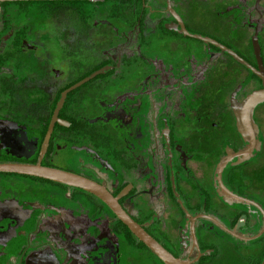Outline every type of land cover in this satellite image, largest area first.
Returning a JSON list of instances; mask_svg holds the SVG:
<instances>
[{
  "label": "flooded vegetation",
  "instance_id": "obj_1",
  "mask_svg": "<svg viewBox=\"0 0 264 264\" xmlns=\"http://www.w3.org/2000/svg\"><path fill=\"white\" fill-rule=\"evenodd\" d=\"M27 2L0 8V162L95 181L181 261L264 264V101L247 158L234 108L264 88V0ZM0 264L166 263L96 194L0 171Z\"/></svg>",
  "mask_w": 264,
  "mask_h": 264
},
{
  "label": "water",
  "instance_id": "obj_2",
  "mask_svg": "<svg viewBox=\"0 0 264 264\" xmlns=\"http://www.w3.org/2000/svg\"><path fill=\"white\" fill-rule=\"evenodd\" d=\"M254 40H255V46L258 49L259 44L257 41V36H255ZM100 71H102V69L92 72L88 76L84 77L80 82H84L85 80L89 79L90 77L94 76L97 72ZM64 97H65V93L62 94L61 99L57 103V107L61 105V102ZM262 101H264V88L252 92L240 104L234 103V108L237 114L239 128L246 137V139L250 141L247 148L237 153L238 155H241L242 158L249 157L250 153L255 147L256 127L253 125L252 110L258 103ZM52 124H53V119L51 120L49 129H51ZM231 157L232 156L229 155L226 158H224L219 163L217 169V172L219 173L218 179L223 189L222 194L224 193L226 197L231 196L232 199L234 200L244 199L230 192L221 181L222 170L226 165V163L228 162V160L231 159ZM0 171L35 175L43 178H48L53 181L69 184L72 186H77L89 192H92L97 196H99L101 199H103L107 204H109V206L113 209V211L117 214V216L125 224H127V226L131 229V231L139 239L144 241L166 264H189L188 262L181 261L178 258L174 257L172 254H170L163 246H161L156 240H154L142 227H140L122 210V208L117 203L115 198H113V196L105 189V187L99 185L98 183H96L91 179H88L77 173H73L70 171L57 169L53 167H48L45 165H41L39 163L28 164V163H19V162H0ZM232 232L236 235L235 231ZM237 236L244 239L252 238V237L241 236L238 234Z\"/></svg>",
  "mask_w": 264,
  "mask_h": 264
},
{
  "label": "rangeland",
  "instance_id": "obj_3",
  "mask_svg": "<svg viewBox=\"0 0 264 264\" xmlns=\"http://www.w3.org/2000/svg\"><path fill=\"white\" fill-rule=\"evenodd\" d=\"M27 1H26V3H28ZM69 1H74V0H66V1L65 0H32V1H30L29 0V2H31L33 4L32 5L33 7H38V5H41L43 3L50 4L52 6L53 4H58L61 2L66 3ZM34 11H35V14L40 13V10H38V9H34ZM50 13L52 15V16L50 15V17H49V23L50 24L53 23V20H54V22H57L55 14H59L60 16H62L61 13H58L56 10H54V11L51 10ZM263 167H264V165H263ZM263 170H264V168H263ZM252 242H253V240H252ZM252 242H251V240H243V239L237 240L238 248H239L238 252L233 248V246L231 244H228L227 245V258H230V259H233V260H236L237 262H239L240 258H242L243 255H247L250 257V255H252V253H253V249L251 248V246L253 245ZM243 258H244V256H243Z\"/></svg>",
  "mask_w": 264,
  "mask_h": 264
},
{
  "label": "trees",
  "instance_id": "obj_4",
  "mask_svg": "<svg viewBox=\"0 0 264 264\" xmlns=\"http://www.w3.org/2000/svg\"><path fill=\"white\" fill-rule=\"evenodd\" d=\"M18 1H20V0H18ZM12 2H16V0H1L0 1V8L1 7L5 8L4 11L7 12V11H9L10 4H12ZM22 3H26V0H22Z\"/></svg>",
  "mask_w": 264,
  "mask_h": 264
}]
</instances>
